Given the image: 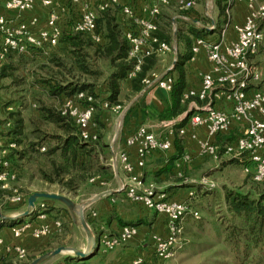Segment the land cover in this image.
<instances>
[{"label": "built area", "instance_id": "built-area-1", "mask_svg": "<svg viewBox=\"0 0 264 264\" xmlns=\"http://www.w3.org/2000/svg\"><path fill=\"white\" fill-rule=\"evenodd\" d=\"M123 0H71L73 6L78 8L77 20L72 27L75 33L90 36L95 43H100L101 35L97 32L98 14L111 9H120L122 20L128 24L125 38L130 46V58L136 60L134 69L129 73L131 79L140 71L145 58L151 56L164 57L174 51L173 47L160 42L154 35L158 31V20L162 7H169L175 2L176 6L184 11L195 8V0H141L144 12L148 17L137 10L132 4H122ZM44 8L50 9L44 26H39V20L33 18L30 22H19L8 19L0 14V64L6 60L11 52L27 54L29 49H41L45 46L56 47L62 36L60 27V10L56 0H40ZM244 3L247 14L243 24L231 25V13L236 4ZM37 0H0V8L4 11L25 13L33 10ZM226 18L229 22L221 31V37L216 42H208L205 39H197L192 47L191 61L203 50L208 61L212 64V71L201 75V89L198 93L190 91L183 95L182 102L189 103L190 116L188 125L192 131L205 128L209 137L229 134L234 128L238 131L236 139L224 145L225 155L232 158L243 159V167L246 175H249L255 183L264 182V94L255 88L261 81L264 73L254 64V59L261 53L264 42V33L261 22L264 20V0H227ZM232 26L235 38L227 40V30ZM215 30V24L208 28ZM156 85L168 92L172 91L174 79L171 75L159 77L152 74L144 81V86L149 88ZM224 101L231 105L230 112H224L215 108V104ZM201 103V105H200ZM96 102L92 96L84 93L64 101L60 112L64 117L74 120L79 138L82 142L98 141L97 134L93 133V119L96 113ZM102 108L115 115L123 111L121 106H111L108 102L102 103ZM173 127V126H172ZM173 128L169 135H173ZM180 136H185V130H179ZM196 140L199 153L202 157L218 159L219 147L215 143ZM138 146V165L143 168L146 160L155 152L167 153L172 147L170 139L158 138L147 126L140 127L127 141L126 147ZM15 144L5 145L0 139V191L10 193L5 201L0 199V210L4 204L20 205L25 198L13 186L16 177L10 171V164L6 159L9 151L15 149ZM44 150V149H43ZM121 168L129 175L127 185H123L120 191L126 198L135 204H141L150 211L164 215L168 220V234L166 237H156L155 253L158 262L166 264L175 259L182 250L183 222L191 215L199 220L200 215L192 211L189 202L171 201L167 193L150 186L144 187L142 183L133 177V165L130 162L126 150L118 155ZM183 162H190L191 157L184 155ZM96 178L91 182H95ZM200 185L215 189L214 183L206 179L199 182ZM194 196L189 193V198ZM52 202L39 201L31 214L37 215L39 220H47L45 214ZM93 216H96L93 213ZM63 223L55 220L53 223H40L32 228L30 222L22 223L12 228L15 239H19L24 233L31 230V236L37 240L48 238L62 231ZM137 234V228L126 226L116 236L110 237L105 233L99 236V245L107 250H114L130 241ZM94 244L96 245L95 237ZM15 255L19 261L27 258V251L17 245H5L0 235V256ZM142 259H137L132 264H143Z\"/></svg>", "mask_w": 264, "mask_h": 264}, {"label": "trees", "instance_id": "trees-1", "mask_svg": "<svg viewBox=\"0 0 264 264\" xmlns=\"http://www.w3.org/2000/svg\"><path fill=\"white\" fill-rule=\"evenodd\" d=\"M214 2L215 10L219 17L225 18L227 0H214ZM171 6L162 8H170ZM3 11L4 10L0 8V13ZM182 11L184 12L183 16H187L186 18H194L192 15L188 14L189 11ZM116 14L118 17H116ZM162 16L163 17H161L160 14L158 31L155 32L154 35L160 42L166 43L171 47L174 42H176L178 47L183 46L184 51H180L178 48L174 69L169 73L174 79V85L170 92L171 105L159 114L158 119L161 122L174 121L187 111V107L191 101L187 103L182 102V97L186 88L185 64L192 57V47L195 41L197 39H204L207 33L205 30L193 24L190 25L189 28L179 29L176 36H174L169 31L171 26L170 21H173V19L168 16L165 18L164 15ZM161 18H163L164 21H161ZM76 20L77 18L63 20L64 27L60 24L62 36L56 47L45 46L41 49H29L28 53L24 55L11 52L6 57V60L0 64V80L11 77V75H6L7 71L17 70V66L21 64L26 65V62L35 63L40 59H49L51 64L58 70L56 75H59L58 78L53 75V78L51 77L50 80L45 82L41 81L40 83V88L43 89V91L48 93L52 98L58 100L59 108L57 107V111H51L46 108L40 111L41 118L51 122L56 127L55 134L48 137L45 135L46 137H38L33 140L32 137L25 133L27 128L25 125V118L22 112L19 111L21 109H17L13 107V105L7 106V110L11 111L5 123L9 132L5 136H0V139H2L5 145H16L15 149L9 151L6 159L10 164L11 173L16 177L13 186L18 189L19 193L25 198V201L20 205L11 206L6 203L2 210H0L1 213L4 212V210H16L18 207H27L28 198L32 195L30 193L24 196L22 187H19V181H24L26 185H30V183L33 182L32 177H29V179L25 181L22 176L23 167H18L12 159L13 154L22 146H25L26 149L22 151V153H18V160L24 162L27 159L28 164L32 163L37 170L36 176L42 183L52 186L58 185L62 191L71 195H77L80 191L84 190L92 179L100 175L112 173L111 167L105 166L103 162V158L105 157L101 153L108 148V146L103 142L105 137V126L100 122L97 113L98 111H105L102 108L103 102H108L111 106L118 105L122 107V86L130 82L133 95H138L145 88L144 81L159 70V63L162 57L154 55L145 58L140 71L131 79L129 78V73L134 69L136 60L129 56L130 46L125 38L128 24L122 20L120 9H111L98 14L97 32L102 37L100 43H95L90 36L72 31V27ZM195 20L199 22L197 18H195ZM61 21L62 20H60V23ZM225 21L224 19V22ZM261 29L264 33V20L261 22ZM262 51H264V42ZM262 51L261 53L263 54ZM59 52L64 55L66 60L54 56ZM261 53L258 56H260ZM258 56L254 59V64L256 66H258L256 63ZM258 67L260 68V66ZM260 70L264 73L263 69L260 68ZM100 82H102L105 88L100 89L101 93H98L97 89ZM255 88L259 91H263L264 76L261 81L255 85ZM80 93L92 96L96 102V113L93 119L94 127L92 128L93 133L98 136V141L96 142H82L79 138L78 128L74 120L62 116L60 112L61 106L66 99L74 98ZM34 107L36 106L34 105ZM186 119L175 126V133H179V129L186 124ZM33 134L32 136H34ZM216 138V144L219 147L218 159L216 160L221 161L222 158H226L223 162L224 166H243V159L230 158L225 155L224 145L235 140L232 133L218 135ZM175 145L179 154H181V145L179 144L178 138H176ZM42 149L45 151L42 152ZM246 176L251 182L259 185L255 194L251 193V195L250 193L244 194L240 191L226 190L222 197L227 213L232 215L234 221L241 222L240 225L232 227V237H230L231 234L229 235L228 229H225L226 232H228L225 240L230 243L233 240L235 243L233 249L236 251L241 241L244 243L245 248L249 250L251 248H258L264 240V182L255 183L249 175ZM186 180L185 177L179 178V182L183 187H192L189 193L193 192L194 196L189 198L188 193V198L186 199L189 202V207L191 201L199 199L198 204H201L200 209H204L203 211L207 218H211L213 222H216L214 223L215 228H213V231L216 232L218 229L221 231L223 225H217V220H215L214 217L212 218L213 210L209 207L202 206V201L210 199V196L214 195L216 188L211 190L203 187L199 183L191 184L186 182ZM9 195L10 193L8 192L0 191V199L2 202H4L5 197ZM42 201L53 203V201L48 200ZM54 211V208H49L45 214L50 215ZM36 218L37 215L31 214L28 218H19L7 222L0 221V232L6 227L12 229L25 222L32 223ZM62 231L59 234H55V236H59ZM49 238L50 237L45 239L49 240ZM51 249L52 247L49 245V250ZM45 253H47V251H44L42 254ZM34 259L35 258H31L29 262H19L17 257L13 254H2L0 256V264H17V262L29 264ZM75 259L80 261L78 258ZM72 260L73 259L69 257L64 264H75L72 263Z\"/></svg>", "mask_w": 264, "mask_h": 264}, {"label": "crops", "instance_id": "crops-1", "mask_svg": "<svg viewBox=\"0 0 264 264\" xmlns=\"http://www.w3.org/2000/svg\"><path fill=\"white\" fill-rule=\"evenodd\" d=\"M82 1L87 2L89 0ZM140 1L141 0H123L122 4L129 3L133 6L136 5L137 10L145 17H148V13L142 10L143 4L140 3ZM56 2L61 11V26L64 27L63 20L77 18L78 8L72 5L71 0H56ZM174 4L175 2L172 3V5ZM40 11L43 13L41 14ZM49 11L50 9L44 8L41 5L40 0H37L35 8L29 12L20 14L12 11H3L0 14L8 19L25 23L30 22L33 18H37L39 20V26H44ZM246 14L247 11L245 4H236L231 13V25L243 24ZM175 18L176 17L173 19L175 20ZM178 18L188 20V18L185 19V17ZM190 20L195 25L199 24L195 18H190ZM227 20L229 22V19ZM193 23L189 22V25H193ZM214 24L215 30L212 32L209 31L208 28ZM227 24L223 28H225ZM217 25L218 24L212 20L209 27L196 26L207 32L204 38L206 41L216 42L220 39L221 31L223 30L219 29ZM235 36L233 30L231 32H229V29L227 30V40L231 41ZM178 48L180 51H184L183 46L178 47L176 42H174V56L172 63L164 72L159 74L161 79L174 69ZM163 62L165 64V61H160L159 69L166 66L163 65ZM212 68L213 66L208 61L203 50L200 51L194 61H187L185 64L186 88L184 94L190 91L198 93L201 89V75L211 72ZM127 98L129 101L127 105L123 107V111H121L119 115L103 110L101 111L102 115L100 122L105 126L104 133H107L105 143L108 146V148H106L101 154H107L110 157V160L108 162L105 161L104 165L111 167L112 173L100 175L96 178L95 182H90L85 187L88 191V195L83 204L85 205L84 212L86 221L94 234L97 243L95 246H99V250L95 251L90 257L84 260L77 261L75 257H71L73 259L72 263L75 264H132L137 259H142L144 262L143 264H156L158 262L155 253L156 237L167 236L168 220L166 216L150 211L141 204L132 203L126 198L125 193L120 191L122 186L127 185L130 179L129 175H126L121 168L118 157L121 151L126 150L129 154L130 162L133 165V177H136L146 188L154 186L166 192L171 201L186 200L189 191L192 190V187H183L179 182V178L185 177L187 179L186 182L193 184L198 183V180L201 179L200 177H205L209 173L227 170L226 166L223 164L225 159H222L221 161H213L212 159L204 158L200 155L197 142L193 139V136H196L197 140L208 141L215 144L217 138L209 137L207 130L203 127L196 131H192L188 125V117L191 115V112H189L190 105H188L187 111L178 119L161 122L158 119L159 114L171 105L170 92L153 85L149 88L145 87L140 94L133 95L131 84L130 82H127L122 86L121 90V99H123V103L126 102L125 99ZM215 108L224 112L231 111V105L224 101L217 102ZM1 110L0 102V115ZM184 119H186V124L180 129L185 130V136H180L179 133H175L174 128ZM112 124L114 126V131L112 132V138L109 141L111 134L110 126ZM142 126L150 128L158 138H168L172 142V147L169 152L153 153L146 160L143 168L138 165V146L126 147V141ZM172 128L174 134L169 135ZM231 133L235 139L239 134L235 128L229 134ZM176 138H178L179 144L181 145V154H179L175 145ZM184 155H189L191 161L188 163L183 162L182 157H184ZM36 192L37 191H33L31 194ZM49 204L51 208L55 209V211L48 215L47 220H39L36 218L31 223L32 228H35L40 223H53L55 220L63 221V216L67 210L66 207L58 202ZM93 213H95L96 216H93ZM70 219L71 221H68L71 224L76 223L71 213ZM65 221L66 220L64 219V222ZM126 226L137 228L136 236L130 241L114 250H107L99 245V236L102 233L113 237L118 235ZM185 230L186 225L184 224V233L186 232ZM0 235L3 238L5 245L20 246L33 255H40L44 251H47L46 249H49V245L52 247L57 243L56 238L58 237V235L55 236L54 234L49 240L43 239L42 241H37L31 237V230H29L21 238L14 239L11 228L7 227L1 230ZM85 240L86 243L82 245V247H84H78V249H80L79 251L86 250L88 246L87 235ZM190 243L194 245V243L188 239H182V250L176 255L175 259L168 261L166 264H189L188 262L192 261V259L187 261L186 258L187 256L193 258V255H188L186 246ZM67 258L63 262L48 264H64ZM184 260L186 262H183Z\"/></svg>", "mask_w": 264, "mask_h": 264}, {"label": "rangeland", "instance_id": "rangeland-1", "mask_svg": "<svg viewBox=\"0 0 264 264\" xmlns=\"http://www.w3.org/2000/svg\"><path fill=\"white\" fill-rule=\"evenodd\" d=\"M195 1V8L190 10L188 14L192 15L194 18H197L199 20V24L196 25L200 27H209L210 23L213 20L216 22V24H218L217 26L219 29H223V27L227 24V18L219 17L217 11L215 10L214 0ZM40 12L41 14L43 13L42 11ZM183 13L184 12L180 10L176 6V4L172 5L170 8H162L161 17H163L162 15H164V18L166 16L171 19L176 17L175 20L173 19V21H170L171 26L169 30L170 33L174 36H176V33L179 29L189 28V22L193 23L190 18H188V20L179 19L178 17H185L186 19L187 16H183ZM116 17H118L117 14ZM224 19L226 20L225 22ZM161 21H164V19L161 18ZM231 31L232 26L229 28V32ZM262 52L263 54L261 53V55L258 56V58L256 59V63L258 66H260L261 69L264 70V51ZM173 54L174 52L160 59V61H165V64L163 62V65L166 66L160 68L156 72L157 75L164 72L165 69L171 65L174 56ZM54 56L66 60V58H64V55H62V53L60 52ZM16 69L17 70H9L6 72V75H11V77H8L7 79L5 78L4 80H0V102L2 104V110L0 115V136H5L9 132L5 124L11 112L7 110V106L9 105H13V107L21 109L19 111L22 112V115L25 118V125L27 128L25 133L26 135L32 137L33 140L38 137H46L45 135H47L48 137L52 134H55L56 127L51 122L43 120L40 116V111L44 108L49 109L51 111H57V109L59 108L58 100L52 98L48 93L43 91V89L40 88V83L41 81L45 82L50 80L51 77L53 78V75L57 76L58 78L59 75H56L58 71L57 68L53 64H51V61L49 59H40L35 63L26 62V65L21 64L17 66ZM98 86L99 87L97 89V92L101 93L100 89H104L105 87L102 85V82H100ZM261 92L264 94V89L263 91L261 90ZM125 100L126 102L123 103V99H121L122 107L126 106L129 101L128 98ZM34 105L36 107H34ZM101 115L102 112L98 111L99 120L101 118ZM110 130L111 134L109 141L111 140L113 134L112 132L114 131L113 124L110 126ZM32 134L34 136H32ZM106 134L107 133L105 132L103 142H106ZM25 149V146L19 148L13 154L12 158L14 163H16L18 167H23L22 176L24 177L23 179L25 181H27L29 177H32L33 182H31L30 185H26L24 181H19V187H22V193L24 196L30 194L33 191H37L36 193L60 194L68 197L80 206L84 204L88 195V191L86 189L80 191L77 195H71L62 191V189L58 185L52 186L42 183L36 176L37 170L32 163L28 164L27 159L24 162H20L18 160V153H22V151H25ZM44 151L45 150L42 149V152ZM103 156L105 157L103 158V162H108L110 160V157L107 154ZM208 159L212 158L208 157ZM222 159L226 160V158ZM212 160L215 161V159ZM226 169V171L220 170L219 172L215 171L209 173L207 177H201V179L198 180V183L201 182L203 179H206L207 182L215 184L216 190L214 191V195H209L210 199H205L204 201H202V206L209 207L213 210L212 218L214 217L215 220H217V225L220 226L222 224L223 228L221 231L218 229L216 232H214L213 228H215L214 223L216 222H213L211 218H207L205 212L203 211L204 209H200L201 204H198L199 199L191 201L190 207L192 211H197L200 214L201 218L199 220H196L191 215H189L184 222V224L186 225V232L184 233L185 235L182 237V239H188L189 241L194 243V245L190 243L186 246V251L188 252V255H193V258H189L187 256L186 259L187 261H190V259H192V261L188 262L189 264H264V240L258 248H251L249 250L245 248L244 243L241 241L237 251L233 249V245L235 244L233 240L231 243L225 240V237L228 234L225 229H228L230 235L232 227L241 224V222L239 221H234L232 215L227 213L225 203L222 198L225 191L232 190L240 191L244 194H255L257 191V187L259 186L257 184H254L247 178L243 166L228 165L226 166ZM26 208V206L18 207V209L16 210H4V212L2 213L8 217H16L18 215L23 214L26 211ZM63 218L66 220L64 222L63 219L62 221L63 231L56 238L57 243L52 246V249H46L47 252L55 250L59 247H67L70 249L80 250L78 249V247L81 246V248H83L84 246L82 247V245L86 243V232L80 224L79 215H75L77 223L72 224L68 221H71L70 213L68 210H66V213ZM230 237H232V234L230 235ZM40 240L42 241L43 239ZM41 255L43 254L41 253L40 255H33L32 253H28V257L23 260V262H29L31 258L37 259ZM73 256L74 255L70 254H62L57 258L47 262V264L63 262L67 257ZM19 262H17V264H22ZM183 262L186 261L184 260Z\"/></svg>", "mask_w": 264, "mask_h": 264}, {"label": "water", "instance_id": "water-1", "mask_svg": "<svg viewBox=\"0 0 264 264\" xmlns=\"http://www.w3.org/2000/svg\"><path fill=\"white\" fill-rule=\"evenodd\" d=\"M39 200H48V201L61 203L73 215V219L76 223L77 221L75 219V215L78 214L80 224L83 227L87 235L88 246L85 251H79V250L70 249L67 247H59L55 250H52L50 252H47L41 255L39 258L33 260L29 264H45L62 254L74 255L73 257L78 258L80 260H84L90 257L95 251L99 250V246L96 247L94 244V234L92 233V230L90 229V226L88 225L86 218L84 216L85 205L80 206L76 204L74 201H72L71 199H69L68 197L60 195V194L34 193L28 198L27 208L23 214L18 215L16 217H8L0 212V221L7 222V221H13L19 218H28L31 215L36 203Z\"/></svg>", "mask_w": 264, "mask_h": 264}]
</instances>
